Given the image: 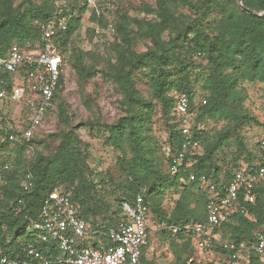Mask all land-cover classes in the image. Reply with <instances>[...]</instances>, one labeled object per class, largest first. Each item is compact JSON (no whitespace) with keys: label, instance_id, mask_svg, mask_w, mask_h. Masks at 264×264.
Segmentation results:
<instances>
[{"label":"trees","instance_id":"trees-1","mask_svg":"<svg viewBox=\"0 0 264 264\" xmlns=\"http://www.w3.org/2000/svg\"><path fill=\"white\" fill-rule=\"evenodd\" d=\"M16 1L0 0V56H6L14 46L21 51L33 44L38 48L41 26L58 12L68 16V30L59 41L66 63L63 69L71 65L78 82L83 85L97 73L96 66L88 64L87 58L105 61L106 67L101 72L119 88L123 95L121 103L128 113L116 124L105 126L108 140L121 149L127 146L131 156L120 161L125 175L120 185L114 183L112 176H99L100 173L90 167L89 144L79 137L76 127L70 125L67 106L60 102L63 73L52 112L59 111L69 129L49 136L60 140L54 152L44 154L39 149L44 140L38 138L37 130L30 139L12 141L11 135H21L20 127L0 129V153L7 158L14 155L11 161L4 159L5 156L0 159V258H23L29 243L37 244L46 252L48 245L38 243L31 221L39 218L44 201L58 190L71 198L80 217L88 224L92 239L86 242L87 247L96 248L98 241H107L104 234L124 219L123 204L133 203L142 195L153 220L177 228L175 236L159 231L170 241L176 264H195L194 251L198 250L183 228L190 222L207 219L209 193L202 188L201 178L206 176L215 183L226 184L236 170L256 169L255 159L264 163L258 154L248 153L244 158L246 165H237L241 154L247 153L238 133L250 119L243 112L237 88L243 79L264 84V17L247 14L238 0H198L195 3L193 0H141L146 13L154 16L151 21L135 20L141 38L152 43L146 52L134 50L131 24L123 16L116 25H111L120 40L111 45L114 59L100 58L95 53L68 57V46L81 25L88 0H42L40 3L20 0L19 5ZM108 1L113 0H97L92 20L98 26L104 25L101 8L106 7ZM242 1L251 11L264 12V0ZM180 3L191 8L193 16L177 15ZM166 33L167 40L164 39ZM136 73H142L148 80L154 99L160 101L165 117L173 121L168 142L175 151H179L182 143L176 102L180 94L190 98L194 129L203 149L187 155L177 174L171 173L168 157L167 172L156 162L154 138L147 128L156 106L138 89ZM203 74H207L201 86L206 104L197 106L195 82ZM172 91L177 93L174 99L169 95ZM5 102L0 101V111ZM18 105L25 120L21 127L27 128L31 112L25 103ZM206 118L224 121L225 127L215 133L200 129L198 123ZM0 122L5 123L2 119ZM94 125L93 122L87 124L88 127ZM31 150L33 154L27 160L25 154ZM226 162H232V166L227 167ZM7 165L11 166L9 170H5ZM28 174L33 176V186L25 191ZM191 175L193 180H190ZM109 185L121 192L113 204L109 201L111 195L106 192ZM169 192L178 195L171 210L164 208ZM251 193L256 197L255 203L241 202L239 206L245 212L241 209L233 213L230 221L218 229L223 241L253 244L257 234L264 231V178ZM152 235L155 232L150 233V238ZM49 246L53 256L61 254L54 244ZM208 252L216 254L221 264H228L230 252L218 246ZM242 260L246 264H263V257L255 251ZM142 262L154 264L144 257Z\"/></svg>","mask_w":264,"mask_h":264},{"label":"built area","instance_id":"built-area-1","mask_svg":"<svg viewBox=\"0 0 264 264\" xmlns=\"http://www.w3.org/2000/svg\"><path fill=\"white\" fill-rule=\"evenodd\" d=\"M97 0H88V8L97 10ZM99 13V11H97ZM70 18L62 12L41 26L40 45L32 51L13 48L6 56H0V101L10 100L17 104L25 103L30 110V125L21 129V135H11L10 140L30 139L35 131L42 127L47 116L56 107V93L61 76L66 66L59 47V41L68 30ZM111 33L116 34L113 26ZM97 34L105 31L97 28ZM190 98L180 94L176 102V115L182 143L179 151L168 144L166 155L170 160L171 173L177 174L184 166L185 157L202 152V144L194 129ZM206 104V101L203 102ZM264 125V116L261 118ZM257 154L264 161V139L257 143ZM256 169L236 170L228 183H215L203 176L202 185L209 193L207 219L204 222H190L184 231L190 236L198 251H208L218 246L230 252L228 264H238L252 252L263 257L264 231L257 234L253 244L235 243L222 240L218 229L230 221L233 213L240 208V203L254 204L255 195L251 192L264 178V163L259 162ZM193 180L194 176L191 175ZM25 191L33 186V176L27 175ZM124 219L104 234L105 240L98 241L96 248L87 247L92 239L88 224L79 215L77 205L71 198L56 190L43 203L39 218L31 221V227L37 232L38 243L48 245L44 252L35 243L25 247L24 257L11 259L0 258V264H148L142 258L148 257L150 233L165 231L175 236L177 228L164 221L153 220L149 207L142 195L133 203L123 204ZM54 244L61 254L53 256L49 246Z\"/></svg>","mask_w":264,"mask_h":264},{"label":"rangeland","instance_id":"rangeland-1","mask_svg":"<svg viewBox=\"0 0 264 264\" xmlns=\"http://www.w3.org/2000/svg\"><path fill=\"white\" fill-rule=\"evenodd\" d=\"M40 3L42 0H35ZM194 3L198 0H193ZM153 3V2H148ZM20 4V0L16 1V5ZM154 4V3H153ZM145 3L141 0H113L108 1L106 7H102L104 12L103 22L104 25L98 24L92 20L93 10L88 8L82 15L81 25L74 34L68 49L67 56L83 55L87 53H95L97 57L111 59L113 53L111 45L115 42L120 43L118 34H112L110 30L111 25H116L119 17H126L131 24V40L133 42L134 50L138 53H143L148 50L152 43L149 39L141 38V31L135 24V20L146 22L154 20L152 14L146 13L144 9ZM176 14H186L189 17L193 16L192 9L188 6L178 4ZM215 17V16H213ZM104 30V34L98 35L96 28ZM168 33L165 34L164 39L167 40ZM13 48H18L14 46ZM19 49V48H18ZM36 45L27 46L24 51L35 50ZM114 59V58H113ZM200 62V61H199ZM203 64L206 62L201 60ZM87 63L96 66L97 73L85 84H80L74 73L71 65H69L64 73L63 86L60 93V102L67 106V114L70 118V125L76 127L79 137L89 144V165L94 171L100 173L99 176L106 177L110 175L114 179V183L120 185L125 175L122 171L120 164L121 160H125L131 156L127 146L123 149L113 145L108 140L109 133L105 128L106 125L116 124L122 117L126 116L125 107L122 105L123 95L115 83L106 78L101 70L105 69V61L87 58ZM207 74L198 76L200 79L195 82V105L203 104V91L201 86ZM138 89L143 96L152 102L156 108L152 116V121L148 124V133L152 138V146L154 147V157L156 162L160 164L164 172L168 171V164L166 163V148L169 144V137L171 133L172 120L165 117L160 101L153 97V89L151 88L148 80L142 73H136L134 76ZM237 92L241 97V107L248 119L239 130V137L243 144L246 146L247 153L241 154L237 165H246L244 158L248 153L257 154V143L264 139V125L261 123V118L264 116V84L260 82H251L248 80H240ZM177 93L170 92V96L174 99ZM1 119L5 122L1 124V128H11L13 126L21 127L24 125L22 118L21 107L10 100H6L2 105L0 111ZM93 122L95 125L88 127L87 124ZM207 124V126H206ZM199 128L206 129V131L215 133L225 127V122L221 120H213L206 118L205 121L198 123ZM69 125L62 121L59 111L51 112L48 114L42 127L37 129V136L40 140H44V144L39 147L44 154H51L59 145L60 140L57 138L49 137L51 134L60 132L61 130H68ZM234 147V146H233ZM234 150L236 148L234 147ZM33 151L26 152L25 158L29 160ZM5 154L0 153V159ZM5 156L4 159L11 161L14 155ZM259 161L254 160V165ZM222 165V164H221ZM224 165V164H223ZM229 165V166H228ZM227 167L232 166V162H226ZM11 166L7 165L5 170H9ZM94 176H96L94 174ZM98 176V177H99ZM191 180V179H190ZM205 190V187H202ZM106 192L109 196L111 204L114 203L115 197L121 194L118 188L108 186ZM178 195L169 192L165 197L164 208L171 210L175 206V200ZM149 253L148 259L154 264H176L174 254L167 240L159 231L150 238V244L147 249ZM195 264H221L216 254H211L208 251L198 252L194 251ZM242 260L240 264H246Z\"/></svg>","mask_w":264,"mask_h":264},{"label":"water","instance_id":"water-1","mask_svg":"<svg viewBox=\"0 0 264 264\" xmlns=\"http://www.w3.org/2000/svg\"><path fill=\"white\" fill-rule=\"evenodd\" d=\"M238 4H239L240 8H241L244 12H246L247 14H249V15L254 16V17H264V12L256 13V12L251 11L250 9L246 8V7L243 5V1H242V0H238Z\"/></svg>","mask_w":264,"mask_h":264},{"label":"crops","instance_id":"crops-1","mask_svg":"<svg viewBox=\"0 0 264 264\" xmlns=\"http://www.w3.org/2000/svg\"><path fill=\"white\" fill-rule=\"evenodd\" d=\"M148 257H149V253H148ZM148 257H147V258H148Z\"/></svg>","mask_w":264,"mask_h":264}]
</instances>
